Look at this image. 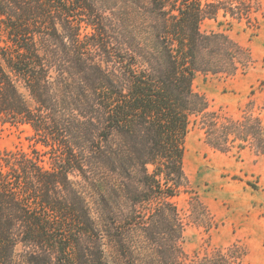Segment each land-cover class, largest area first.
Listing matches in <instances>:
<instances>
[{
  "label": "trees",
  "instance_id": "16d2710c",
  "mask_svg": "<svg viewBox=\"0 0 264 264\" xmlns=\"http://www.w3.org/2000/svg\"><path fill=\"white\" fill-rule=\"evenodd\" d=\"M218 10L126 0L124 29L97 0H0V123L28 126L44 148L0 150V264H110L107 238L121 264L240 263L237 244L186 253L173 201L188 187L192 116L212 148L264 156L259 115L207 111L192 86L198 72L233 75L250 61L227 34L200 31Z\"/></svg>",
  "mask_w": 264,
  "mask_h": 264
},
{
  "label": "rangeland",
  "instance_id": "374dc122",
  "mask_svg": "<svg viewBox=\"0 0 264 264\" xmlns=\"http://www.w3.org/2000/svg\"><path fill=\"white\" fill-rule=\"evenodd\" d=\"M216 1L219 10L200 21V31L227 34L249 50L250 61L233 75L198 72L193 89L206 100L207 111L238 119L243 109L259 115L264 123V87L259 86L264 79V0L201 3ZM98 6L105 7L111 20L126 29V0H97ZM136 8L131 22L140 14ZM123 40L126 43V36ZM199 120V116L190 118L184 140L182 166L188 187L173 199L183 224L181 245L191 255L194 251L212 252L237 244L245 252L239 264H264V156L249 144L242 150L212 148ZM31 134L26 125L0 123V150L31 152L36 148L42 153L44 148L30 139ZM41 159L48 167V156L42 155ZM89 202L94 218L104 223L92 197ZM121 206L125 213L126 202ZM117 221V228L126 235L124 217ZM112 231L117 233L115 228ZM114 245L107 238L105 255L110 264H121Z\"/></svg>",
  "mask_w": 264,
  "mask_h": 264
}]
</instances>
